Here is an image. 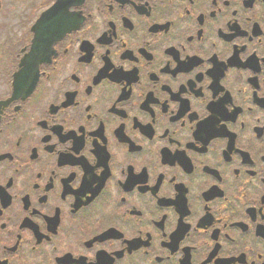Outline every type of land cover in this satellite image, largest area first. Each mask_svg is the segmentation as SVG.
Here are the masks:
<instances>
[{
    "label": "flooded vegetation",
    "instance_id": "obj_1",
    "mask_svg": "<svg viewBox=\"0 0 264 264\" xmlns=\"http://www.w3.org/2000/svg\"><path fill=\"white\" fill-rule=\"evenodd\" d=\"M0 0V264H264V0ZM15 94V96H14Z\"/></svg>",
    "mask_w": 264,
    "mask_h": 264
},
{
    "label": "water",
    "instance_id": "obj_2",
    "mask_svg": "<svg viewBox=\"0 0 264 264\" xmlns=\"http://www.w3.org/2000/svg\"><path fill=\"white\" fill-rule=\"evenodd\" d=\"M64 12V0L58 1L56 4H54L50 9H48L47 11H45L41 17V19L39 20V24L40 23H45L46 21H50V15L52 13H61ZM69 23V21H67ZM65 24V21H64ZM65 28V26H64ZM65 30V29H64ZM50 35L46 34L45 31H42L40 34L38 32V36H37V40L38 38H42V37H49ZM43 42L41 41H37L36 45H34L35 47V51H39L40 47L42 45Z\"/></svg>",
    "mask_w": 264,
    "mask_h": 264
}]
</instances>
